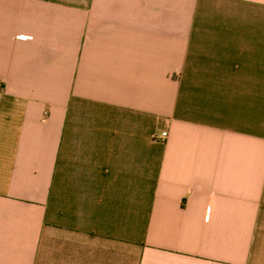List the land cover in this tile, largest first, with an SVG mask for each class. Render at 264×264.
Masks as SVG:
<instances>
[{
	"label": "crops",
	"instance_id": "0c3cea01",
	"mask_svg": "<svg viewBox=\"0 0 264 264\" xmlns=\"http://www.w3.org/2000/svg\"><path fill=\"white\" fill-rule=\"evenodd\" d=\"M0 264H264V0H0Z\"/></svg>",
	"mask_w": 264,
	"mask_h": 264
},
{
	"label": "built area",
	"instance_id": "2783aa9c",
	"mask_svg": "<svg viewBox=\"0 0 264 264\" xmlns=\"http://www.w3.org/2000/svg\"><path fill=\"white\" fill-rule=\"evenodd\" d=\"M166 136H167V133L164 132V133H163V139H164Z\"/></svg>",
	"mask_w": 264,
	"mask_h": 264
}]
</instances>
